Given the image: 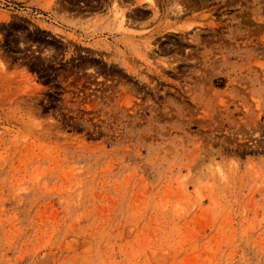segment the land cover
<instances>
[{"label":"rangeland","instance_id":"374dc122","mask_svg":"<svg viewBox=\"0 0 264 264\" xmlns=\"http://www.w3.org/2000/svg\"><path fill=\"white\" fill-rule=\"evenodd\" d=\"M0 264H264V0H0Z\"/></svg>","mask_w":264,"mask_h":264},{"label":"bare ground","instance_id":"6f19581e","mask_svg":"<svg viewBox=\"0 0 264 264\" xmlns=\"http://www.w3.org/2000/svg\"><path fill=\"white\" fill-rule=\"evenodd\" d=\"M181 11V10H180ZM121 15H120V18H119V21H120V23L122 24V25H124V21H125V17L126 16H124V14L123 13H120ZM126 24V23H125ZM123 27V26H122Z\"/></svg>","mask_w":264,"mask_h":264}]
</instances>
